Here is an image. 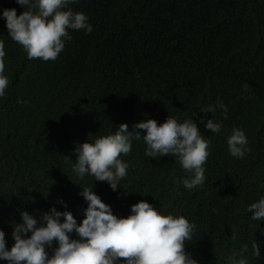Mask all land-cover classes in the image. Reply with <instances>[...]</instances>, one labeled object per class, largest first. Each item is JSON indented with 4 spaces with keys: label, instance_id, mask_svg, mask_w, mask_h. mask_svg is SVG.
I'll return each instance as SVG.
<instances>
[{
    "label": "trees",
    "instance_id": "16d2710c",
    "mask_svg": "<svg viewBox=\"0 0 264 264\" xmlns=\"http://www.w3.org/2000/svg\"><path fill=\"white\" fill-rule=\"evenodd\" d=\"M71 7L88 15L93 31H72L56 61L28 60L6 26L0 31L10 81L0 98L1 198L17 213L39 212L44 209L34 202L47 195L51 206L71 211L79 223L87 206L79 193L93 186L118 217L130 215L131 205L143 200L165 215L194 221L197 232L185 250L199 264H227L243 245L249 264H264V221L252 220L247 211L264 197V93L247 103L238 85H264V0H78ZM5 8H15L17 15L24 9L15 0H0V12ZM172 44L177 64L170 67L165 59ZM218 99L228 106V118L219 110L214 114L223 127L213 134L200 122L213 116L202 114L200 107ZM169 115L181 122L192 117L211 142L205 183L192 192L211 205L208 211L191 214L170 201L187 203V195H164L169 178L183 177L175 174L178 161L171 155L145 157L142 141H134L132 152L123 157L128 175L116 192L107 182L72 172L66 158L76 162L78 145L112 134L123 123L131 131L138 122L163 123ZM234 127L249 141L251 152L244 159L228 154ZM41 134L46 135L45 150L21 155L29 138L40 140ZM11 156L18 166L11 160L7 168ZM61 197L67 209L58 203ZM222 205L228 218L220 223L217 208ZM13 215L0 220L9 249ZM53 248L47 249L49 255Z\"/></svg>",
    "mask_w": 264,
    "mask_h": 264
},
{
    "label": "clouds",
    "instance_id": "9594fccd",
    "mask_svg": "<svg viewBox=\"0 0 264 264\" xmlns=\"http://www.w3.org/2000/svg\"><path fill=\"white\" fill-rule=\"evenodd\" d=\"M15 2L24 8L22 13L17 15L15 8L3 9L0 12V31L6 26L9 37L21 46L28 60L56 61L72 40V31H83L85 34L93 31L88 15L71 7L78 0ZM173 45L169 60L164 58L170 67L177 64ZM5 57V43L0 40V98L5 96L10 84L5 74ZM238 85L247 103L260 99L264 93L263 84L258 87L254 82L243 85L239 81ZM218 110L224 119L228 118L229 109L222 100L200 107L202 114L211 113L213 116L207 121L203 118L200 121L213 134L221 133L223 127L222 121L214 118ZM3 120L4 115L0 114V127ZM29 139L31 144L23 149L21 155L37 156L45 150V134H41L40 140ZM134 141L144 143L145 157L159 159L171 155L178 161L175 174L181 173L183 177L173 175L172 182L169 178L164 195H187L188 202H171L194 215L210 209L211 205L192 194L194 189L205 183V165L211 155V142L200 133L192 117L181 122L169 115L163 123L146 119L134 124L131 131L126 123L120 124L114 133L78 145L74 149L75 163L66 160L79 178L94 177V181L107 182L116 192L121 188L120 182L128 175L129 163L123 157L132 152ZM248 145L245 132L234 127L227 138L228 154L235 159H244L251 152ZM11 160L18 166L17 160L11 156L6 161L7 168ZM13 173L16 179L18 170ZM79 195L87 204L83 209L84 218L79 223L71 211H58L51 206L47 195L34 202L44 210H21L19 213L13 211L8 200L0 196V220L14 214L11 218L14 222L11 233L14 244L10 249L5 231L0 226V261L7 264H199L185 250L186 244L195 238L197 232L194 221L181 214L166 212L165 215L143 200L131 205L130 215L118 217L113 214L111 206L93 191V186L82 188ZM58 203L67 209V202L62 197ZM247 211L252 213V220L264 221V197L250 204ZM217 215H223L220 223L227 220L224 205L217 208ZM73 234L77 238L73 239ZM54 242L56 246L53 248ZM49 248H53L51 255L47 251ZM253 250L254 255L259 257L257 244L253 245ZM247 252L248 246H241L239 251L228 256L227 264H249Z\"/></svg>",
    "mask_w": 264,
    "mask_h": 264
}]
</instances>
